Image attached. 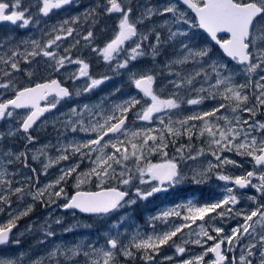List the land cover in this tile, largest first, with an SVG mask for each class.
Here are the masks:
<instances>
[{
  "label": "snow or ice",
  "instance_id": "obj_1",
  "mask_svg": "<svg viewBox=\"0 0 264 264\" xmlns=\"http://www.w3.org/2000/svg\"><path fill=\"white\" fill-rule=\"evenodd\" d=\"M75 3L76 0H36L35 3L29 0L27 4L22 0H0V24L7 23L19 29L37 28L41 32L40 38L20 41L11 35L0 38V50L4 51V55H0V65H4L0 68V121L8 118L15 121L13 127L0 135V141L14 140L17 136L25 141L24 150L20 151L0 143V157H3L0 160V213L8 215L7 221L0 223V249L20 244L19 238H12V233L18 221L34 210V203H23L27 197L44 207L57 205L62 199L65 202L58 206L73 211V215L79 211L109 217L139 200H147L185 182L184 162L196 161L207 154L213 159L206 167L193 169L191 182L203 184L215 174L218 181L224 182L222 198L204 203L188 200L161 211L149 217L150 233L137 228L127 243L120 231H113L118 225L123 227L125 217H121L104 232L103 245H57L46 257H28L30 264H45V260L48 264H77L81 255L85 264H118V256L125 261H135L138 257L143 264H156L157 257H161V264H264V203H260L264 199V120L256 118L264 110V0H166L162 4L103 0L87 9L82 15L93 25L99 23L101 16H117L113 35L102 47L92 46L95 36L92 28L81 39L84 47L91 46V52L113 73L119 75L123 70L127 74L136 95L113 102L110 97L120 91L116 88L96 104L72 105L67 113L56 118V122L63 125L64 132H82L88 134V138L32 149L30 146L36 143V137L31 130L45 113L56 110L74 96L93 92L112 79L108 74L92 76L90 64L82 56H73L72 50L81 45V39L65 47L64 54L54 51L61 41L73 38L74 34L79 36L73 25L78 24L80 17L67 18L50 27L43 18H50L54 10ZM181 5L194 13V21ZM156 16L169 17L164 25L166 37L159 27L146 25ZM141 25L145 26L143 30ZM193 28L206 34L204 42L193 43L195 36L189 31ZM221 33L225 38L218 35ZM213 45L218 46L223 57L214 58ZM169 49L172 53L163 64L167 72L154 67H137L145 59L157 62ZM37 57L45 58L43 70L50 74H59L68 65L77 66L66 78L73 84L84 78L85 83L70 89L50 75L41 82L21 85L17 73L24 72L31 79L40 71L39 68H22L21 62L30 66L37 63ZM238 73L244 77L242 82ZM160 81L166 83L158 90ZM165 92L166 97L162 96ZM206 101L217 103L207 110L179 114L184 105L198 108ZM241 113H247V118ZM130 117L134 122L148 125L158 122V126L130 129ZM183 136H187L189 143L176 149L177 156L167 158L165 149L169 141L175 144ZM194 138H204L206 146L194 149ZM49 149L56 155H50ZM152 153H159L166 159L162 163H152L147 160ZM224 153L248 158L251 169L240 175L227 173L228 166L242 167V163ZM73 157L79 159L60 168L54 181L39 186L41 174H47L50 167ZM85 160L90 167L78 171ZM15 162H20L22 168L28 169L37 179L33 181V176H24L22 181L15 180V175H22L21 170L10 172L9 167H5ZM31 162H39L41 170L31 167ZM74 174L76 191L69 195L63 184ZM9 176L13 179H8ZM93 178L98 190H82V185L93 182ZM111 181L115 184L106 186V182ZM136 181L139 185L151 184V187L144 190ZM249 187L259 198L247 196L254 207L240 208L237 192ZM13 197L18 204L15 210H12ZM172 217L180 218L183 223L173 224ZM229 220L238 222L226 230L224 225ZM197 221L201 222L198 230H192ZM52 222L58 225L62 221L57 217ZM157 222L164 223L165 229L157 230ZM42 228L45 240L56 235L47 221ZM184 229L190 230L188 239L183 238ZM26 230L32 231L33 225L29 224ZM178 234L179 243L174 239ZM189 244L203 251L184 258ZM164 247L174 248V254L162 256ZM237 251L238 256L235 255ZM25 258L23 252L17 256L0 251V264H24Z\"/></svg>",
  "mask_w": 264,
  "mask_h": 264
},
{
  "label": "rangeland",
  "instance_id": "obj_2",
  "mask_svg": "<svg viewBox=\"0 0 264 264\" xmlns=\"http://www.w3.org/2000/svg\"><path fill=\"white\" fill-rule=\"evenodd\" d=\"M24 4L29 3V0H22ZM32 3H35L36 0H31ZM103 0H76V3L71 5V9L69 12H67V9H61V10H54L51 14L50 18H43L47 21V26L50 27L52 24L58 23L64 19L76 17L79 16L80 20L78 24L73 25L79 32V36H76L74 34L73 38H68L67 40L60 42V47L58 49H54V51L59 52L60 54H64V48L69 46L70 44L74 43L75 39H81L83 35L87 33L89 28H92L94 30L95 36L92 41V46H100L102 47L104 42L107 41L112 35V29L115 27L117 16L114 14L111 17L108 16H101V18L104 17V22L98 23L93 25L91 21L85 20L83 17V13L95 6L98 3H102ZM140 3H152V4H162L166 2V0H139ZM182 10L187 12L188 16L193 19L194 21V15L188 10L185 6L181 5ZM136 13H133V16H135ZM169 17H160L156 16L153 17L151 21H147L146 25L148 27H159L160 30L164 33L165 37L167 36V27L165 25V20H168ZM41 28L44 27V25L40 26ZM141 29L145 27L144 25L140 26ZM183 27V26H182ZM4 37L11 35L15 38V40L20 41L24 39H30V38H40L41 32L37 28H28V29H19L15 26L10 27H4ZM190 34H193L195 36V40L193 43H202L206 40L205 34L198 28L190 29ZM2 34H0V38H2ZM221 38H225V35H221ZM46 39V37H45ZM84 41L81 39V45L77 46V48H73L72 54L73 56H82L89 64H90V73L94 77H99L103 74H108L112 77L111 80L107 81L105 84L101 85L98 89L94 90L93 92L84 94L80 97H73L72 101L67 102L65 105L60 107V110L52 114L51 116H48L44 121L43 126L37 127L35 131H31V134L36 137V143L34 145H31L30 147L32 149H38L41 146L45 144H52L57 145L58 142L60 144H65L68 141H81L86 140L88 138V134L82 133V132H76L72 133L71 131L64 132L63 125L56 122V118L60 116L61 113H67L69 108L72 105L82 106L83 104H96L99 102L100 99H102L104 96L108 95L109 93L113 92L116 88H119L120 91L116 93L115 96L110 97L111 101L113 102H119L122 99H126L129 95H136V90L134 87H132L127 78V74L121 70V74L117 75L113 73L107 64L101 59L98 58L95 53L91 52V46L84 47ZM21 51H23V47H21ZM172 53V50L169 49L168 53L165 55H162L158 58L157 62H150V59H145L137 64V67H154L157 71H160L163 69V64L166 62L168 55ZM0 55H4V51L0 50ZM213 55L214 58L219 59L223 57L222 52L218 49V47H215L213 45ZM226 59V58H224ZM45 58L43 57H37L36 61L37 63L32 65H26L21 62V67L29 70H35L40 66V70L45 68L44 64ZM77 66L75 65H68L67 68L62 71L59 74L55 73H48L42 70V76L48 77L51 75L58 77L63 82H69L72 89L81 87L85 80L82 78L77 83L73 84V82L69 79H67V75L70 72L75 71ZM190 68V66H188ZM0 68H3V65H0ZM165 72H167V69H163ZM27 76L24 72H20L16 74L17 80L20 82L21 85L26 84V81H22L21 77ZM238 78L242 82L244 77L242 75H239ZM31 81V80H30ZM112 81V82H111ZM166 81H160L157 85V89L159 90L160 87L165 84ZM10 95V93H9ZM162 96H167V93H162ZM83 97V98H82ZM217 102L213 101H206L204 104L198 106H193L190 108L187 105H184L182 110L180 111V115H188L192 111H196L199 109L207 110L214 106V104ZM252 103H255L253 100ZM18 112L23 113L24 111L18 110ZM242 116L247 118V113H241ZM175 118V117H174ZM257 119L264 120V110H261L260 113L257 114ZM61 119H65V117H62ZM15 124V121L11 118L5 119L3 121H0V135L7 132L9 128L13 127ZM53 124L57 127V131L52 132L54 135L44 134V128L46 125ZM128 125L130 129H134L136 127H142L147 128L149 126L151 127H157V123H153L152 125H148L146 122L142 121H135L132 117H130L128 121ZM41 132V133H40ZM62 133V134H61ZM204 138H194L192 141V146L194 149H199L202 146H206L203 143ZM171 144H173L171 141H169ZM0 143H3L5 145L10 146L13 150H24L25 141L20 139L19 136H17L14 140H3L0 141ZM189 143L187 136H183L176 140V145H187ZM169 144V143H168ZM180 147V146H179ZM49 154L52 156H55L56 153L53 149H49ZM31 152H29V156H31ZM224 155H227L231 157L232 159H235L237 161H240L242 163V167H227V173H230L232 175H240L246 170H250L252 165L248 162V158L246 157H239L236 156L235 153H224ZM154 156H160L161 159H163V156L159 153H152L151 155L147 156V160L151 161L152 163H155L152 161L151 157ZM3 157H0V160H2ZM79 157H73L70 161H61L59 165H54L50 167L47 171V174H41L38 177L39 180V186L43 187L44 185L48 184L50 181H54L57 176L60 174V168L67 167L70 164L75 163ZM213 159L210 155H205L201 158H199L196 161H186L184 162V167L186 165V171L185 176L191 179V176L193 175V169H196L197 166H199V170L203 167L207 166V162L209 160ZM5 167H9L10 172H15L16 170H21L22 175L18 174L15 175L14 179L17 181H22L24 179V176H33V174L28 169H23L20 162H15L11 166L5 165ZM31 167L37 168L38 171L41 170V166L39 162H31ZM90 167L87 160L83 161L81 163V167L78 169V171L83 172L86 171ZM8 179H13L12 176L7 177ZM37 177L33 176V181H35ZM217 182L218 180L215 178V174L212 175L211 180ZM76 182L75 174L68 178L67 182L63 184V187L65 189V192L69 195L74 194L76 191L74 184ZM221 183V186L218 188V191H220V194H215V192H210L208 190L204 191V194L202 196L201 203L204 202H212L214 200H217L219 198H222L223 196V185L224 182L219 181ZM155 184L156 182H152ZM206 183V182H205ZM201 184L204 186V184ZM115 182H106V186L114 185ZM136 184L143 188L144 190H148L151 187V184L147 185H139V182L136 181ZM231 186V185H230ZM95 178H93V182H86L84 185H82V190H90L95 189ZM247 190L240 189L237 192V195L240 197V208H251L254 207V205L251 204L250 201L247 200V196L250 195H256L259 198V195L255 192L252 188H247ZM191 195H186L185 198L178 197V195L174 196V194L170 193L169 190L167 192H159L154 194L152 197H150L147 200L138 201L136 204L143 206L144 211L139 212L140 218H137L134 216L131 212L128 211L131 207H125L121 209L117 213H113L109 217H97L93 222L87 221L86 218H83V216L78 215L77 212H75V215H73V211H65L62 210L58 205L63 204L64 200H58L57 205H51L49 207H44L38 202H33L30 197L25 198L24 204L28 203H34V210L26 217L21 218L18 221L17 229L12 233V238L16 239L19 238L20 244L19 245H8L5 246L3 249H0V251H4L7 254H14L19 255L20 253H25L26 258L24 261V264H30V261L28 257L32 259H37L40 257H46L47 253L54 249L57 245L63 246H72L74 243H81V244H88V243H94L97 246L104 244V232L107 231V229L113 224L118 223L120 221L121 217H125V220L123 221V227H119L118 229H114L113 231H120L123 236L122 239H124V242L127 243L128 239H130L131 235L134 234L135 230L139 228L141 232L150 233L152 231V228L149 227V217L156 215L160 213L161 211H164L166 209H170L178 204L186 203L188 200L196 201V191L195 189L191 190ZM131 195V193H130ZM14 203L12 206V210H15L18 207V204L16 203V198H12ZM260 203H263L260 200ZM135 204V205H136ZM51 214V215H50ZM61 218L60 224H55L52 221L55 220V218ZM8 219L7 213H0V223L6 222ZM171 222L173 224H181L183 221L180 218L172 217L170 218ZM51 224L52 229L55 231L56 235L50 238H47L45 240L44 234H43V228L42 226L45 225V223ZM234 221L237 223V220H229ZM97 222H101V229L97 230L94 228V226L97 224ZM228 222V221H227ZM200 221H197L196 224L192 225V230H198V225L200 224ZM217 224H219V220L216 221ZM29 224L33 225L32 231H27V226ZM88 225H91V227H88ZM227 225V224H226ZM232 225V224H231ZM229 226L230 228L232 226ZM157 230H164L165 224L162 222L156 223ZM70 228L71 231L65 232L64 229ZM189 229H184V239H188L187 233L189 232ZM214 234V233H213ZM178 243L180 242V234H178L177 237L174 238ZM41 240H45L43 244L39 243ZM188 251L185 254L184 258H188V256L192 254H198L203 251V249L197 245L189 244L186 246ZM174 254V248L170 247H164L162 249V256L163 255H173ZM231 255V254H229ZM235 255H239V252L237 251ZM207 259V258H206ZM61 260H63V257H61ZM45 264H48V261L45 260ZM77 264H85V258L83 255L79 256L77 258ZM118 264H143V261H141L138 257L135 261L128 260L125 261L122 256H118ZM156 264H161V257H157Z\"/></svg>",
  "mask_w": 264,
  "mask_h": 264
},
{
  "label": "flooded vegetation",
  "instance_id": "obj_3",
  "mask_svg": "<svg viewBox=\"0 0 264 264\" xmlns=\"http://www.w3.org/2000/svg\"><path fill=\"white\" fill-rule=\"evenodd\" d=\"M68 8V9H67ZM64 9H67V12H69V10L71 9L70 6H66ZM100 23L104 22V17L100 19L99 21ZM12 25H4V24H0V34H2V36L4 37V32H5V29L4 27H10ZM4 67V65H3ZM38 68L40 69V66H38ZM37 69V68H36ZM43 70V69H42ZM42 70H40L39 72H37V75L34 76L33 78H29L28 76H22L21 79L22 81H26L27 83L24 84L25 86L28 85V84H34V83H37V82H41L43 81L44 79H47L49 78L48 77H45V76H42ZM51 78H56L60 81H62L61 79H59L58 77H55V76H52ZM31 80V81H30ZM63 82V81H62ZM112 82V81H111ZM65 86L69 87L70 89H72L71 85L69 82H63ZM83 98V97H82ZM72 100H69V101H66V102H63L61 103V105L58 106V108L56 110H53L52 112L50 113H45L43 117H41L36 125L34 126V128L32 129L33 131L37 130L36 128L39 127V126H43L44 123L43 121L48 117V116H51L52 114H55L57 113L59 110H60V107L65 105L67 102H70ZM18 111V110H17ZM21 111H25V110H21ZM31 130V131H32ZM44 134L43 135H47V134H51V135H54L52 132H55L57 131V127L53 124H49V125H46L45 128H44ZM41 133V132H40ZM182 145V144H180ZM180 145H176V144H171L169 142L168 144V147L165 149V151L167 152V158H171V157H174V156H177V153H176V149L180 146ZM193 147V146H192ZM152 161L155 162V163H162L164 162V160L166 159L165 157H163V159L160 158V156H154V157H151ZM186 167V165H185ZM184 167V164L182 165V172L185 174V171H186V168ZM196 170H199V166H197ZM212 176L206 181V183L204 184V186H202L201 184H194L191 182V179L188 177L185 182L173 187V188H170L169 189V192L174 194V196L178 195V197H182V198H185L186 195H191L192 192L191 190L192 189H195L196 191V203H201L202 201V196L204 194V191L205 190H208L209 193L210 192H215V194H220V191H218V188L221 186V183L219 181L215 182L214 179L211 180ZM157 183V182H156ZM98 190L97 188L95 189H90V190H87V191H96ZM243 190H247L248 189H243ZM131 193V192H130ZM139 201H142V200H139ZM261 201L264 203V199H261ZM129 212H131L134 216H136L137 218H140V215H139V212H143L144 209H143V206H140L138 204L132 206L130 209H128ZM78 214V213H77ZM80 215V214H78ZM18 224V223H17ZM227 224V225H226ZM226 224L224 225L226 230H230V225L233 226L235 225L236 223L234 221H228L226 222ZM18 228H19V224H18ZM101 229V228H99ZM98 229V230H99ZM14 232V231H13ZM213 234V233H212ZM215 235V233L213 234Z\"/></svg>",
  "mask_w": 264,
  "mask_h": 264
},
{
  "label": "trees",
  "instance_id": "obj_4",
  "mask_svg": "<svg viewBox=\"0 0 264 264\" xmlns=\"http://www.w3.org/2000/svg\"><path fill=\"white\" fill-rule=\"evenodd\" d=\"M83 218H86L87 221H89V222H93L97 217L88 216V217H83ZM101 227H102V226H101V222H97V224L94 226V228H96L97 230H98L99 228H101Z\"/></svg>",
  "mask_w": 264,
  "mask_h": 264
},
{
  "label": "water",
  "instance_id": "obj_5",
  "mask_svg": "<svg viewBox=\"0 0 264 264\" xmlns=\"http://www.w3.org/2000/svg\"><path fill=\"white\" fill-rule=\"evenodd\" d=\"M186 7V6H185ZM193 15H194V13H192ZM4 24H7V23H4ZM7 25H10V24H7ZM202 31V30H201ZM203 32V31H202ZM205 34V33H204ZM206 35V34H205ZM219 36H221V35H225V34H223V33H221V34H218ZM77 213H79V214H83V215H89V214H85V213H80L79 211H76ZM14 230V229H13Z\"/></svg>",
  "mask_w": 264,
  "mask_h": 264
}]
</instances>
